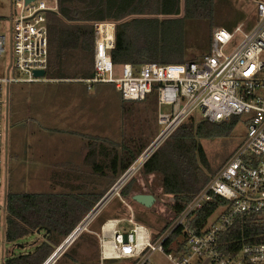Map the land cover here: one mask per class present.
Here are the masks:
<instances>
[{
	"label": "built area",
	"instance_id": "obj_1",
	"mask_svg": "<svg viewBox=\"0 0 264 264\" xmlns=\"http://www.w3.org/2000/svg\"><path fill=\"white\" fill-rule=\"evenodd\" d=\"M256 2L259 16L256 26L248 32L242 25L232 31L214 28L212 49L200 59L167 64L145 62L140 66L124 63L120 65L122 75L118 77L114 76L116 64L112 58L116 22L94 23V75L80 79L88 88L95 83H113L126 101H143L156 90L159 118L161 123L167 124L166 134L197 109L210 122L241 116L247 125L242 142L179 213L172 210L175 200L170 195L172 201L168 209L172 216L159 230L152 232L139 222L128 199L121 195L120 190L132 173L129 168L105 196L112 192L106 202L116 195L130 209V214L124 218H109L102 223L100 231H94L99 240L101 264L108 261H112L111 264H154L156 254L165 256L168 264H264V241L244 243L236 251L226 249L225 245L232 242L225 235L240 220L244 224H253V221L264 224V77L261 75L264 71V0ZM12 4L15 10L12 68L24 76L0 77V186L4 162L2 139L6 130L3 85L45 80L46 75L39 77L34 72L44 69L47 74L50 58L47 15L58 11V0H12ZM102 24L112 25V30L102 33ZM238 34L240 41L233 52L226 54L224 48ZM8 42L9 38L0 33V57L7 51ZM164 105L171 106V111L164 112ZM210 202H218L215 210L201 225H194L197 214ZM216 213V218L211 220ZM123 221L132 227L119 228ZM2 230L6 231V226L0 218V233ZM51 256L42 264H54L59 255L53 259Z\"/></svg>",
	"mask_w": 264,
	"mask_h": 264
},
{
	"label": "rangeland",
	"instance_id": "obj_2",
	"mask_svg": "<svg viewBox=\"0 0 264 264\" xmlns=\"http://www.w3.org/2000/svg\"><path fill=\"white\" fill-rule=\"evenodd\" d=\"M14 11L12 0H0V33L9 38L7 51L0 57L1 78L24 76L20 71L12 68L11 37ZM155 16L140 15L145 18ZM182 16L183 11L176 17ZM176 17L173 16V18ZM258 17L256 0H215L212 19L185 21L183 44L187 58L198 57L211 51L214 28L224 27L232 31L242 25L248 32L256 26ZM159 18L172 17L160 15ZM240 39L241 35L238 34L224 48V52L226 54L233 52ZM121 75L122 67L116 65L114 76ZM261 75L264 77V71ZM72 77L74 78H55L47 70L45 80L12 82L3 85L6 130L2 139L4 162L3 182L0 186V218L5 226V203L9 192L65 193L71 191L69 183H81L89 190L104 193L103 198L124 173L117 176L110 175L112 173L109 176L95 173L91 164L85 161L90 142L95 140L97 145L104 144L112 150L111 153L115 151V148L122 153L123 149L119 146L133 141L137 144L150 143L149 147L166 128L167 124L160 122L158 102L157 113L153 108V98L143 102H125L113 83L100 82L88 88L87 83L80 80L84 76L76 74ZM162 110L170 112L171 106L164 105ZM194 115L196 120H199L202 116L200 109H197ZM246 131L245 119L241 117L227 136L202 140L215 173L242 142ZM168 134L162 138V141ZM138 159L133 163L136 168L127 178L126 183L134 181L133 193L154 194L156 202L151 207H147L128 198V203L131 205L135 218L153 232L161 229L172 216L168 209L172 200L170 195L163 191L162 176L143 174L141 170L143 160L137 162ZM71 176L78 178L73 177V180ZM129 214L130 209L116 195H113L81 232L95 236L94 231H100L106 218H124ZM217 215L218 213L214 214L211 220ZM118 227L129 230L132 224L123 221ZM45 236L44 231H36L15 242H8L5 231L2 230L0 264H3L10 255L33 252L44 242ZM88 236L90 235L77 239L78 242L74 244L76 256L80 259L79 262L101 264L99 240L97 244H93ZM67 248L63 249L57 257L61 258L59 262L66 261L67 257L61 256ZM111 263L112 261L107 262V264ZM67 264L72 263L69 261ZM154 264H168V261L165 256L156 254Z\"/></svg>",
	"mask_w": 264,
	"mask_h": 264
},
{
	"label": "trees",
	"instance_id": "obj_3",
	"mask_svg": "<svg viewBox=\"0 0 264 264\" xmlns=\"http://www.w3.org/2000/svg\"><path fill=\"white\" fill-rule=\"evenodd\" d=\"M214 3L215 0H58V11L47 15L50 33L48 71L55 78H74L72 75L76 74L89 78L94 75L96 22H116V45L112 50L116 65L132 63L140 66L145 62L184 63L200 59L207 53L187 58L183 44L184 24L188 19H212ZM182 11L183 16L176 17ZM145 14L156 16L140 17ZM160 15L172 18L160 19ZM129 17L133 18L129 20ZM149 98H153L152 105L157 113V91H153L143 101ZM239 118L241 116H232L220 122H210L202 116L196 120L193 112L143 159V174L162 176L164 193L174 197L171 208L175 213L182 211L215 174L202 140L227 136ZM149 144H137L133 141L119 146L123 149L122 153L118 148L111 153L109 147L104 144L97 145L94 140L90 142L85 161L91 164L97 174L109 176L112 173L110 175L117 176L125 173ZM133 184L134 181H130L122 186L120 192L124 198H132L135 194ZM84 189L86 190L83 191ZM102 196L103 193L87 190V186L81 183L74 184L71 192L67 193L9 192L5 203L6 240L15 242L38 230L44 231L46 236L44 242L33 252L10 255L3 264H42ZM217 205L218 202H210L197 214L193 224L201 225ZM263 234L264 224L256 221L253 224H244L240 220L225 235V238L232 240L225 244L226 249L236 251L244 243L262 242ZM86 235H90L88 239L97 244L96 235L81 232L74 243L63 252L61 257H67L66 261L59 262L61 258H58L54 264H67L69 261L72 264H86L79 262L74 249V244Z\"/></svg>",
	"mask_w": 264,
	"mask_h": 264
},
{
	"label": "water",
	"instance_id": "obj_4",
	"mask_svg": "<svg viewBox=\"0 0 264 264\" xmlns=\"http://www.w3.org/2000/svg\"><path fill=\"white\" fill-rule=\"evenodd\" d=\"M31 0H27V2H29ZM35 76H41L44 77L46 75V71L44 69H40V70H35L34 72ZM167 131H164L145 151L144 153L139 157L137 162H141L146 156L147 154L162 140V138L166 135ZM130 169H132L130 167ZM112 192H110L111 194ZM110 194H108L107 196L103 197L102 200H100V202H98V204L96 205V207L80 222V224L69 234V236L67 237V239L62 242V244L54 251L53 255H52V259L55 258L56 256H58L62 250L66 247V245L68 244V242L74 238V236L76 235V232H78L82 226L88 222V220L93 216V214H95L102 206L103 204L106 202V200L108 199V197L110 196ZM132 199H134L135 201L147 206V207H151L155 202H156V197L154 194L151 193H145V192H139V193H135L132 196ZM41 230H38V232H40Z\"/></svg>",
	"mask_w": 264,
	"mask_h": 264
},
{
	"label": "bare ground",
	"instance_id": "obj_5",
	"mask_svg": "<svg viewBox=\"0 0 264 264\" xmlns=\"http://www.w3.org/2000/svg\"><path fill=\"white\" fill-rule=\"evenodd\" d=\"M111 26H112V25L102 24V25L100 26V29H101L102 33H106V32H108V31H111V30H112ZM149 153H150V152H149ZM149 153H148V154H149ZM148 154H147V155H148ZM135 168H136V165H133V166H132V171H131V172H133V170H134ZM131 172H130V173H131ZM129 176H130V175H129ZM129 176H128V177H129ZM128 177H127V178H128ZM88 222H89V221H88ZM88 222H87V223H88ZM87 223H85V224L82 226V228H81L78 232H76V235H77L78 233H80V232L82 231V229H84V228L87 226ZM52 255H53V254H52ZM51 257H52V256H51Z\"/></svg>",
	"mask_w": 264,
	"mask_h": 264
},
{
	"label": "crops",
	"instance_id": "obj_6",
	"mask_svg": "<svg viewBox=\"0 0 264 264\" xmlns=\"http://www.w3.org/2000/svg\"><path fill=\"white\" fill-rule=\"evenodd\" d=\"M72 80H73V79H72ZM71 177H72L73 180H74V178H75V179L78 178L77 176H76V177H75V176H71ZM73 177H74V178H73ZM73 185H74V183H71V184L69 183V184H68V186H69L70 188H72ZM61 186H62V185H61ZM63 186H64V185H63ZM70 190H71V189H70ZM87 190H89L88 187H87ZM90 191H95V190H90ZM68 192H71V191H68ZM65 193H67V192H65ZM103 194H104V193H103ZM111 218H116V217H111ZM107 219H109V218H106V219L104 220V222H105ZM64 240H65V239H64ZM61 244H62V243H61ZM59 246H60V245H59Z\"/></svg>",
	"mask_w": 264,
	"mask_h": 264
}]
</instances>
